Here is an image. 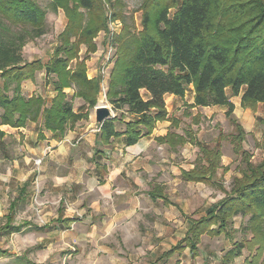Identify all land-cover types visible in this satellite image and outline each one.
<instances>
[{
  "label": "trees",
  "instance_id": "1",
  "mask_svg": "<svg viewBox=\"0 0 264 264\" xmlns=\"http://www.w3.org/2000/svg\"><path fill=\"white\" fill-rule=\"evenodd\" d=\"M51 7L66 17L59 43L46 61H24L22 48L28 38L44 32L47 13L36 0H0V126L24 127L43 117V128L58 139L76 122L89 118V109L99 101L102 76L88 77L86 61L97 49L93 38L108 30L110 14L123 26L112 38L115 60L105 89L115 115L98 124V140L131 146L150 135L157 122L169 119L166 95L184 97L191 90V106H224L225 116L235 126L230 140L234 153L241 154L242 168L222 200L212 204L205 216L193 219L180 243L194 256L202 234L228 237L227 227L239 215L248 217L250 241L257 244L258 255L264 253V164L254 163L243 149L244 128L230 101L240 96V106L251 110L264 102V0H143L141 30L125 24L120 0H51ZM81 46H86L83 57ZM42 70L45 84L54 91L48 106L41 95L22 94V82ZM65 89L73 90L72 95ZM74 98L83 100L76 110ZM4 135L0 129L1 143ZM156 141L186 142L172 132ZM189 141L198 147L199 157L192 169L181 170L182 178L212 184L222 166L220 142L211 146L194 138ZM243 248V242H233L221 264H230Z\"/></svg>",
  "mask_w": 264,
  "mask_h": 264
},
{
  "label": "crops",
  "instance_id": "2",
  "mask_svg": "<svg viewBox=\"0 0 264 264\" xmlns=\"http://www.w3.org/2000/svg\"><path fill=\"white\" fill-rule=\"evenodd\" d=\"M90 62L86 61L87 75L96 77L98 73ZM45 79L44 70L37 71L33 79L22 82V94L41 95L46 105H50L54 91L45 84ZM66 91L71 92L69 95L73 93L71 89ZM142 93L147 95L145 91ZM165 98L169 119L157 122L150 135L139 138L131 146L120 141L102 144L95 121L76 122L58 139L43 128V117L24 127L0 126L5 132L0 142V190H16L8 210L0 214L5 217L0 225V242L14 235L24 245L27 241L35 244L31 249L43 248L32 250L36 251L30 259L25 254L28 250L16 253V258L20 255L22 259L20 264H215L214 261H219L215 253L201 250L204 234L194 256L186 244L180 243L193 219L205 216L214 203L207 206L204 215L191 216L195 209L190 203L182 204L188 201L185 194L189 193L177 196L174 188L164 189L168 182H163L162 176L179 146L191 148L194 144L190 138L200 141L194 134L190 136L193 127L184 133L179 130L177 126L182 118L197 117L198 121L199 116L210 117L208 111L215 113L226 108L191 106V90L184 97L166 95ZM230 101L234 104L233 115L249 132L251 124L247 127L245 123L249 124L253 110L241 108L240 96H233ZM82 104L83 100L75 98L74 110ZM168 132L186 142L170 145L156 141ZM180 167L177 183L184 189L192 184H208L184 180L181 170L189 169L182 164ZM3 201L5 198L1 197L0 205ZM9 215L11 221L7 219ZM4 252L0 247V257L7 252L15 253ZM213 256L216 257L211 261Z\"/></svg>",
  "mask_w": 264,
  "mask_h": 264
},
{
  "label": "rangeland",
  "instance_id": "3",
  "mask_svg": "<svg viewBox=\"0 0 264 264\" xmlns=\"http://www.w3.org/2000/svg\"><path fill=\"white\" fill-rule=\"evenodd\" d=\"M36 2L41 6L46 14L45 23H44V32L39 37L28 38L26 44L22 48V58L24 61L33 60L36 58L43 57L45 60L48 59V55L53 51L58 42V34L65 28L66 17L65 13L61 9H53L51 7V0H36ZM117 2V1H116ZM143 0H120L121 11H123L125 24L135 29H142L141 25V6ZM109 21L107 23L108 30H101L95 38H93L94 43L96 44V51L90 53L89 60L90 66L95 68L98 75L102 76V91L98 97V102L103 101L110 108L111 105L105 99V89L106 83L109 76L110 68L113 65L115 60V47H113L112 38L115 33L120 32L122 29L121 20L110 19V14H108ZM8 25V23H3V26ZM13 27V26H11ZM13 29V28H12ZM15 30V29H14ZM86 46H81L80 56L83 57ZM47 55V56H46ZM71 93L69 91H66ZM144 95V93H143ZM75 99V98H74ZM73 99V104H74ZM79 102L76 99L75 103ZM167 103V101H166ZM188 107V105L186 104ZM259 106V105H258ZM256 107L251 115L249 116V124L245 123L248 127L250 124V130L247 132L244 128L245 136L242 141V147L247 151L248 154H251V160L254 163L262 162L264 164V104ZM242 108V107H241ZM240 111H245L239 109ZM248 110H251L248 108ZM225 111H219L212 113L206 112L210 117L205 116L204 119L196 121V118L193 119L191 116L188 119L182 118V123L177 126L179 130H182V133L187 132L190 128V136L198 138L200 141L207 143L211 146H215L216 143L220 142V152H221V163L223 164L221 168H218L215 175H213L212 184H207L205 186L192 184L190 187L184 189L181 184H178L180 174L178 173L181 169L180 165L182 164L185 168L189 169L191 163L195 162V159L198 155V149L195 145L191 148L189 145H184V147H178L172 155L171 166L167 169H164L163 182L167 180L168 184H164V189L170 190L175 189V194H180L182 192L189 193L185 194V197L188 201H182L183 206L185 203H190L191 208L195 209L192 213L198 217L203 214V211L207 208L208 205L216 203L221 200L224 196V191H229L232 186L233 178L240 174V168H242L241 154L239 152L233 151L234 144L230 140V135L234 133L235 126L228 121L225 116ZM256 112L257 115L253 114ZM113 113V111H112ZM181 113V112H180ZM114 114V113H113ZM190 114V113H189ZM115 115V114H114ZM184 115L183 113L180 114ZM89 119L84 121H95L94 107L89 109ZM239 123H241L238 117L234 115ZM247 119V117H245ZM193 119V120H191ZM244 119L242 122L246 121ZM192 123L194 125L192 126ZM199 124V125H198ZM198 125V126H197ZM177 129V128H176ZM175 130V128H173ZM194 134V136H193ZM166 153V152H165ZM226 168V170L224 169ZM13 191H16L12 188L6 190H0V199L1 197L5 198V201L0 205V214L8 210V204L11 202L12 197L14 196ZM6 195L8 197H6ZM4 215L0 216V225L4 220ZM17 221V219L15 218ZM248 217L237 216L233 219V222L227 227L229 236L220 235L218 237H209L207 234H204L203 242L201 243V250L204 252L210 251V253L216 254L219 258V261H214L216 256L211 258V261H214L215 264H220L222 256L224 253L233 246V242L241 241L243 242L244 248L241 252V255L238 256L235 260L230 262V264H264V253L258 255L256 252L257 244L251 242L252 232L246 227ZM17 236L10 235L7 239H3L0 242V247L6 251H14L15 253H6L3 257H0V264H20L22 260L19 255L16 258V253H22L24 250H28V253H25L29 258L36 250L43 248H33L32 245L27 241V245L21 243V238ZM211 241V242H210ZM36 249L32 252V250ZM32 252V253H31ZM26 259V258H25ZM30 259V258H29Z\"/></svg>",
  "mask_w": 264,
  "mask_h": 264
},
{
  "label": "water",
  "instance_id": "4",
  "mask_svg": "<svg viewBox=\"0 0 264 264\" xmlns=\"http://www.w3.org/2000/svg\"><path fill=\"white\" fill-rule=\"evenodd\" d=\"M95 122L99 125L106 119L114 117L112 109L103 101L98 102L94 107Z\"/></svg>",
  "mask_w": 264,
  "mask_h": 264
}]
</instances>
